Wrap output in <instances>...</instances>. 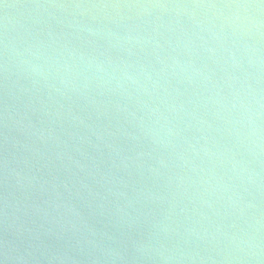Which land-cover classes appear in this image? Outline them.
Listing matches in <instances>:
<instances>
[{
	"label": "clouds",
	"instance_id": "9594fccd",
	"mask_svg": "<svg viewBox=\"0 0 264 264\" xmlns=\"http://www.w3.org/2000/svg\"><path fill=\"white\" fill-rule=\"evenodd\" d=\"M2 8L0 264H264V0Z\"/></svg>",
	"mask_w": 264,
	"mask_h": 264
},
{
	"label": "water",
	"instance_id": "95a60500",
	"mask_svg": "<svg viewBox=\"0 0 264 264\" xmlns=\"http://www.w3.org/2000/svg\"><path fill=\"white\" fill-rule=\"evenodd\" d=\"M2 2L18 3V2H22V0H0V20H2L3 18ZM2 236H3V231L2 228H0V239H2Z\"/></svg>",
	"mask_w": 264,
	"mask_h": 264
}]
</instances>
